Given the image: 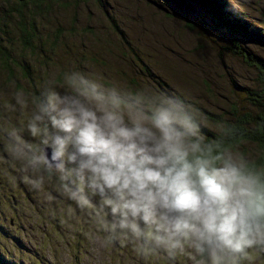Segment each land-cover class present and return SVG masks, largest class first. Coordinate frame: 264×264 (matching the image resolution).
Listing matches in <instances>:
<instances>
[{"label": "clouds", "instance_id": "1", "mask_svg": "<svg viewBox=\"0 0 264 264\" xmlns=\"http://www.w3.org/2000/svg\"><path fill=\"white\" fill-rule=\"evenodd\" d=\"M13 100L0 117V164L72 202L98 258L120 246L145 264L264 260V164L239 149L231 127L207 140L191 105L78 71Z\"/></svg>", "mask_w": 264, "mask_h": 264}, {"label": "rangeland", "instance_id": "2", "mask_svg": "<svg viewBox=\"0 0 264 264\" xmlns=\"http://www.w3.org/2000/svg\"><path fill=\"white\" fill-rule=\"evenodd\" d=\"M14 1L0 0V22L11 21L13 28L20 21L12 10ZM228 2L264 35V0ZM21 10L40 32L59 37L34 50L46 57L48 65H36L45 83L55 79L60 85L65 73L78 71L106 85L169 96L172 92L208 124L206 113L228 118L224 110L243 97V85L256 84L257 69L253 60H246V51L264 58V44L218 25L209 6L197 0H28ZM144 64L153 74L144 73ZM6 116L0 108V117ZM245 145H251L252 155L254 144L243 141L238 145L242 152ZM5 165L0 164V173H10L0 176V264H35L25 244L42 242L54 249L58 264H145L120 246L98 258L87 238V217H79L75 205L52 184H46L45 192L32 190L15 165ZM54 236L56 243L39 239ZM48 259L54 261V255Z\"/></svg>", "mask_w": 264, "mask_h": 264}, {"label": "trees", "instance_id": "3", "mask_svg": "<svg viewBox=\"0 0 264 264\" xmlns=\"http://www.w3.org/2000/svg\"><path fill=\"white\" fill-rule=\"evenodd\" d=\"M27 1L15 0L12 3L13 13L18 16L16 20H20L17 27L14 25L16 29L13 28V25H10L11 21L0 22V103L2 104L0 108H3L6 103H14L13 95L17 90H23L31 98H36L40 95L45 86V81L36 65L46 66L48 64L45 55H36L34 50L39 49L44 42L54 43L59 40V37H50L40 32L35 21L26 18L21 10V5ZM197 1L209 6L212 20L218 25L225 26L231 31L235 30L264 44L262 31L256 28V25L245 21L243 19L244 14L236 9L233 4H230L228 0ZM112 24L115 29L120 31L114 19H112ZM245 57L246 60H253L251 64L257 69L258 78L256 84L243 85V97L239 101L231 103L224 110V112L230 113L228 118H225L222 114L206 113L207 118L211 122L208 124L203 121L202 132L207 140H214L218 135V127H231L235 131V142L238 145L243 144V141H248L255 146V151L252 155H249L251 145H245L243 153L257 163L264 164V159L258 155L264 154V58L257 54H251L249 51H246ZM143 69L145 74H153V71L146 64H144ZM157 83L162 85V80L157 79ZM136 89H138L136 86L131 88V90ZM170 94L179 100L181 99V96L177 97L172 92ZM204 110L207 112L209 109ZM14 114L18 116H14ZM17 118L24 119L19 113L11 114L13 123L19 122ZM4 169H7V164ZM17 170L16 166L15 171ZM8 173H10L8 170H5L4 174L1 171L0 176L5 177ZM82 216L83 214L80 213L79 217ZM49 224L57 232L55 223L49 221ZM33 226L35 228L36 224L34 223ZM34 231L36 234L37 230ZM39 239L41 241L50 239L56 243V236L49 238L40 237ZM75 241L78 243L77 240ZM25 247L33 253L35 264H58L54 249L48 244L43 242L36 245L25 244ZM50 254L54 255V261L48 259Z\"/></svg>", "mask_w": 264, "mask_h": 264}]
</instances>
